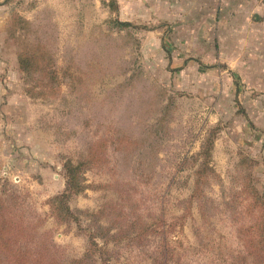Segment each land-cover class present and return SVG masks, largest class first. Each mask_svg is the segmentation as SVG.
<instances>
[{
    "label": "rangeland",
    "instance_id": "obj_1",
    "mask_svg": "<svg viewBox=\"0 0 264 264\" xmlns=\"http://www.w3.org/2000/svg\"><path fill=\"white\" fill-rule=\"evenodd\" d=\"M150 9L151 0H0L12 92L0 192L58 264H264L252 258L264 216L254 201H264V65L214 59L238 51L226 31L208 34L204 58L197 40L182 51ZM68 165L81 188L66 199L71 217L51 209Z\"/></svg>",
    "mask_w": 264,
    "mask_h": 264
},
{
    "label": "crops",
    "instance_id": "obj_2",
    "mask_svg": "<svg viewBox=\"0 0 264 264\" xmlns=\"http://www.w3.org/2000/svg\"><path fill=\"white\" fill-rule=\"evenodd\" d=\"M150 12L155 17L168 18L173 32L183 38L182 51L195 49L192 42L197 40L198 52L204 58L208 52L202 53L201 49L210 47V52L213 49L207 44L208 34L226 31L225 39L233 40L231 48L238 51L232 60L224 59L223 56L229 55L223 51H214V59L219 56L223 64L243 59L242 64L262 62L264 65V2L261 0H151ZM217 45L215 50H219ZM4 73V63L0 61V126L11 122L7 105L12 103V92Z\"/></svg>",
    "mask_w": 264,
    "mask_h": 264
},
{
    "label": "trees",
    "instance_id": "obj_3",
    "mask_svg": "<svg viewBox=\"0 0 264 264\" xmlns=\"http://www.w3.org/2000/svg\"><path fill=\"white\" fill-rule=\"evenodd\" d=\"M121 26H127L128 23H119ZM21 56V54H20ZM23 58H20V64H23ZM23 66V65H22ZM212 139L209 138L202 146L200 157L204 158V164L210 160V144ZM80 168V167H79ZM207 166L196 174V191L200 193V184L206 179ZM67 186L65 192L52 199L51 209L54 215H57V208L61 206L66 217H71L70 207L65 204L70 194L80 191V186L76 180V171L72 165L67 167ZM7 185V184H6ZM258 207L264 214V201L254 198ZM54 202V204H53ZM56 204V206H55ZM15 200L3 190L0 192V264H58L56 258L52 255V250L48 245L40 244L31 234V223H29L24 213L17 208ZM256 236L255 244L257 250L252 255L255 260H264V216L261 221L254 227ZM261 263V262H260Z\"/></svg>",
    "mask_w": 264,
    "mask_h": 264
},
{
    "label": "built area",
    "instance_id": "obj_4",
    "mask_svg": "<svg viewBox=\"0 0 264 264\" xmlns=\"http://www.w3.org/2000/svg\"><path fill=\"white\" fill-rule=\"evenodd\" d=\"M262 2H264V0H261Z\"/></svg>",
    "mask_w": 264,
    "mask_h": 264
}]
</instances>
